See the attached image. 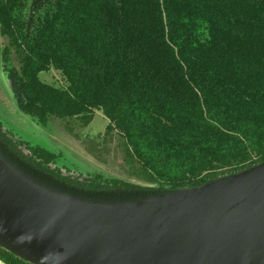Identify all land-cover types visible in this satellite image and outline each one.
<instances>
[{
	"label": "trees",
	"instance_id": "obj_1",
	"mask_svg": "<svg viewBox=\"0 0 264 264\" xmlns=\"http://www.w3.org/2000/svg\"><path fill=\"white\" fill-rule=\"evenodd\" d=\"M0 33L19 64L3 67L18 109L69 133L101 111L108 124L88 152L114 132L126 173L152 185L62 175L49 152L26 154L0 130L3 157L48 188L134 201L264 160V0H0ZM51 69L63 85L40 80ZM0 260L32 264L2 247Z\"/></svg>",
	"mask_w": 264,
	"mask_h": 264
},
{
	"label": "water",
	"instance_id": "obj_2",
	"mask_svg": "<svg viewBox=\"0 0 264 264\" xmlns=\"http://www.w3.org/2000/svg\"><path fill=\"white\" fill-rule=\"evenodd\" d=\"M0 247L32 264H264V160L200 186L101 202L48 188L0 153Z\"/></svg>",
	"mask_w": 264,
	"mask_h": 264
},
{
	"label": "rangeland",
	"instance_id": "obj_3",
	"mask_svg": "<svg viewBox=\"0 0 264 264\" xmlns=\"http://www.w3.org/2000/svg\"><path fill=\"white\" fill-rule=\"evenodd\" d=\"M7 47L8 60L4 64L3 49ZM4 65L9 68L19 66L13 49L8 46L7 37L0 33V130L14 141L20 151L27 154L28 149L42 148L53 156L48 164L58 169L62 175L79 177L100 174L105 178L152 186L126 173L123 154L117 146L118 140L114 132L106 149L101 146L98 149L100 152L96 151V156L88 152L85 142L90 138L89 135L101 131L107 123L100 112H95L84 127L78 121L72 124L74 133H69L65 123L57 118L49 117L45 124H39L34 118L21 112L13 98ZM39 78L54 86L63 85L60 72L55 69L40 72ZM92 139L101 142L102 138L97 136ZM1 264L5 263L1 261Z\"/></svg>",
	"mask_w": 264,
	"mask_h": 264
},
{
	"label": "crops",
	"instance_id": "obj_4",
	"mask_svg": "<svg viewBox=\"0 0 264 264\" xmlns=\"http://www.w3.org/2000/svg\"><path fill=\"white\" fill-rule=\"evenodd\" d=\"M95 112H100V114H102L101 113V111H98V110H96ZM94 112V113H95ZM102 116H104L103 114H102ZM105 117V116H104ZM105 119L107 120V118L105 117ZM108 124V120H107V123H106V125ZM89 126V125H88ZM88 126L86 127V128H88ZM106 127V126H105ZM104 130H105V128L104 129H102L101 131H97L96 133H94V134H90L89 136H90V138H97V136H100L101 134H103V132H104ZM86 131V130H85ZM0 264H1V261H0Z\"/></svg>",
	"mask_w": 264,
	"mask_h": 264
}]
</instances>
